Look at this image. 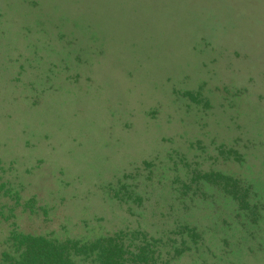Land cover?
<instances>
[{
	"label": "rangeland",
	"instance_id": "obj_1",
	"mask_svg": "<svg viewBox=\"0 0 264 264\" xmlns=\"http://www.w3.org/2000/svg\"><path fill=\"white\" fill-rule=\"evenodd\" d=\"M13 227L264 264V0H0V255Z\"/></svg>",
	"mask_w": 264,
	"mask_h": 264
},
{
	"label": "trees",
	"instance_id": "obj_2",
	"mask_svg": "<svg viewBox=\"0 0 264 264\" xmlns=\"http://www.w3.org/2000/svg\"><path fill=\"white\" fill-rule=\"evenodd\" d=\"M212 176L229 179L228 175L220 172L206 174V178L210 180ZM241 198L245 199V196L242 195ZM181 228L179 235L182 244L196 243L201 237V233L194 227L185 224ZM136 233L142 236L140 242L134 246L132 243L126 244L125 238H130L128 234ZM160 239L152 238V242H149V239L137 230L127 233L121 230L92 240L73 237L59 239L44 234L17 231L13 227L3 239L7 247L1 252L0 261L5 264H169V260L163 258L159 252V246L163 243ZM171 247L175 253H181L179 246Z\"/></svg>",
	"mask_w": 264,
	"mask_h": 264
}]
</instances>
